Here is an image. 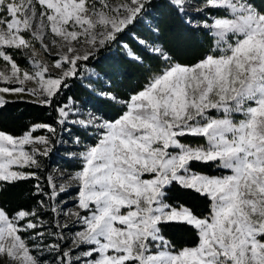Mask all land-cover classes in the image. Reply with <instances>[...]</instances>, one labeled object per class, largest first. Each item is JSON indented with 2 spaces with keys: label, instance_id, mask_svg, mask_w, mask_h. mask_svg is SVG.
<instances>
[{
  "label": "snow or ice",
  "instance_id": "snow-or-ice-1",
  "mask_svg": "<svg viewBox=\"0 0 264 264\" xmlns=\"http://www.w3.org/2000/svg\"><path fill=\"white\" fill-rule=\"evenodd\" d=\"M167 6L188 17L189 32L204 31L214 44L181 62L169 49L139 40L157 63L145 66L129 51L145 67L146 82L125 100L93 89L97 101L123 105L116 118L105 119L83 116L73 98H61L80 78L81 62L146 18L159 36L164 26L151 11L153 0H0V60L10 66L0 71V82L9 85L0 93L27 94L56 113L54 124H35L19 136L0 130V193L36 180L33 196L56 201L66 186L57 191L49 176L45 191L41 158L65 142L62 133L81 146L72 128L95 139L69 153L80 163L69 177L75 184L67 186L76 188L78 211L45 199L14 212L0 204V264H264V0H168ZM37 20L39 31H33ZM46 35L67 49L53 61L56 71L31 57V69L21 67L14 55L34 57V42L51 54ZM84 44L89 50L81 52L77 45ZM123 72L114 63L110 78ZM90 75L99 78L94 70ZM27 82L38 87L26 88ZM5 103L0 95V106ZM38 130L47 135H34ZM33 145L43 147H26ZM198 165L226 174L210 176L196 171ZM177 188L205 199L207 213L170 203ZM45 212L51 225L42 219ZM60 215L74 220L60 223ZM77 226L69 247L64 230ZM173 227L191 228L195 245L177 248L165 235Z\"/></svg>",
  "mask_w": 264,
  "mask_h": 264
},
{
  "label": "trees",
  "instance_id": "trees-1",
  "mask_svg": "<svg viewBox=\"0 0 264 264\" xmlns=\"http://www.w3.org/2000/svg\"><path fill=\"white\" fill-rule=\"evenodd\" d=\"M167 3L168 0H153L154 7L151 11L164 26L159 36L151 30L153 27L150 23L152 18L148 17L145 23L133 28L119 43H113L99 49L95 57H90L88 61L81 62V76L79 79H75L71 86L65 90L61 103H67V98L71 97L77 102V107L80 108L81 112H93L105 119H114L121 114L123 105L119 102L97 101L93 89L97 91L110 89L118 97V101H122L127 99L133 90H138L143 86L146 82L145 67L134 61L129 56V51L143 57L145 66H154L157 61L153 58L148 47L138 43L139 40H145L148 46L155 42L157 45L169 49L171 54L181 62L191 61L214 44L210 36H205L204 31L189 32L184 23L188 17L173 13ZM257 3H261V0H257ZM192 14L199 16L197 13ZM193 23L196 21L194 20ZM114 63H119L124 69L123 74L118 78H110L111 67ZM92 70L99 73V78L90 75ZM5 101L7 103L0 106V130L2 131L19 136L28 131L34 124L55 123L56 113L49 107L22 99ZM42 131H37L34 134ZM72 131L81 137L88 134L79 128H73ZM194 142L203 143V139ZM70 163L72 162L67 163V167ZM73 164L74 168H80V164L76 162ZM195 170L207 175H218L224 171L211 165H198ZM35 183H37L36 180H31L10 187L6 192L0 193V204H4L10 212L20 208L35 207L36 202L42 199L41 196H33ZM170 195V203L185 204L198 214L207 213L208 202L194 192H185L177 188V191ZM165 235L177 248L194 246L197 242V237L191 228H169Z\"/></svg>",
  "mask_w": 264,
  "mask_h": 264
},
{
  "label": "rangeland",
  "instance_id": "rangeland-1",
  "mask_svg": "<svg viewBox=\"0 0 264 264\" xmlns=\"http://www.w3.org/2000/svg\"><path fill=\"white\" fill-rule=\"evenodd\" d=\"M119 2L120 0H109V3L112 5H116ZM192 3L193 4L198 3V0H192ZM189 12H191V9H189ZM33 31H39V21L38 20L33 26ZM34 43L36 44V48L38 49L34 57L32 56L31 53H28V55H21L17 52L14 55V59L17 61V63L21 67L31 69L32 67V63L30 61V57H31L32 60H37V61L47 64L49 66L50 71L55 72L56 70L52 67L53 61L57 57V54L62 55L64 52L67 51L66 47L63 46V42L57 38V44L53 45L51 43V38L48 35H46L44 44H47L49 46V51L51 53L50 55L43 51V49L40 47V44L38 42H34ZM77 47L80 48L81 52L89 50V46L86 44L77 45ZM0 71L9 72L10 66H6V62H3L2 60H0ZM3 86H9V85L0 82V87H3ZM25 87L35 88L38 86L34 82H27ZM0 95H2L5 100L22 99V100L33 101L35 99L34 97L29 96L27 94L15 95L11 93H0ZM86 115L87 113H83V116H86ZM83 116L76 117V118H83ZM69 127H72V126L69 125ZM58 130H59V126H58ZM34 135H47V133L45 130H43L41 133L34 134ZM62 135H63L65 142L56 145L55 149L53 150V152L50 154L49 157L41 158L43 167L39 175H40V183L43 187H45V191H50V189L48 188V177L49 176H51L52 183L56 185L57 191H59V187L61 184L66 186V191L61 193L56 201H48L46 197H42V199H45L46 202L48 203H57L59 205V208L63 211H78V209L75 208V201L72 199V197L76 195V188L75 187L69 188L67 186L69 184L71 185L75 184V181L70 180L69 177L73 175L75 172L79 171L80 169V168H74L73 163L75 162L78 164L80 163L75 157L70 156L69 153L78 152L82 150L83 145L95 143L94 134L91 131H89L86 136H82L81 146L73 145L71 142V138L69 137L67 133H62ZM26 147L28 148V150H31L32 147L42 149L43 146L33 145V146H26ZM69 162H72V163H70V165H68L67 167V163ZM222 174H226V170H224L223 172H221V174H218V175H222ZM210 176H215V175H210ZM60 200L66 201L67 203H59ZM42 219L49 225L54 223L50 213L45 212L42 215ZM57 219H59L60 223H64L65 221H67L69 224H71L72 221L74 220V217L70 215L69 216L60 215L59 217H57ZM78 230H79V226H77L73 230V232H68V230H64L66 233L67 243L69 247L71 246V239L73 237L74 231H78Z\"/></svg>",
  "mask_w": 264,
  "mask_h": 264
}]
</instances>
